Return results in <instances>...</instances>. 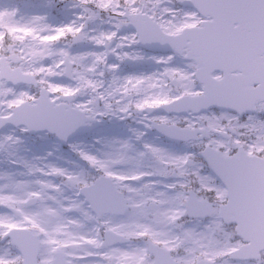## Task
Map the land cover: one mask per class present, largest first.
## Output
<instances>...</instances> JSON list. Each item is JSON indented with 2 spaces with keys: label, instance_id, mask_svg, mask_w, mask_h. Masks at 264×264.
<instances>
[{
  "label": "snow or ice",
  "instance_id": "1",
  "mask_svg": "<svg viewBox=\"0 0 264 264\" xmlns=\"http://www.w3.org/2000/svg\"><path fill=\"white\" fill-rule=\"evenodd\" d=\"M0 264H264V0H0Z\"/></svg>",
  "mask_w": 264,
  "mask_h": 264
}]
</instances>
